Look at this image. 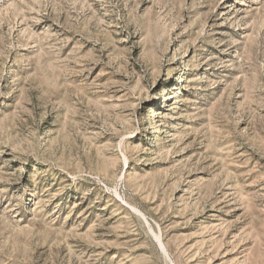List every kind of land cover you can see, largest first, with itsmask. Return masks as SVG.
Segmentation results:
<instances>
[{
    "label": "rangeland",
    "instance_id": "rangeland-1",
    "mask_svg": "<svg viewBox=\"0 0 264 264\" xmlns=\"http://www.w3.org/2000/svg\"><path fill=\"white\" fill-rule=\"evenodd\" d=\"M0 264H264V0H0Z\"/></svg>",
    "mask_w": 264,
    "mask_h": 264
}]
</instances>
